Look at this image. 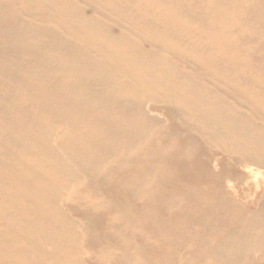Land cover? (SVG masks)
<instances>
[{
    "label": "bare ground",
    "instance_id": "obj_1",
    "mask_svg": "<svg viewBox=\"0 0 264 264\" xmlns=\"http://www.w3.org/2000/svg\"><path fill=\"white\" fill-rule=\"evenodd\" d=\"M0 264H264V0H0Z\"/></svg>",
    "mask_w": 264,
    "mask_h": 264
}]
</instances>
